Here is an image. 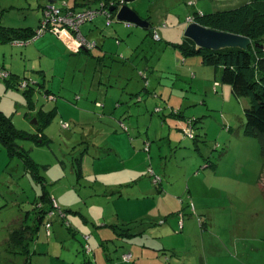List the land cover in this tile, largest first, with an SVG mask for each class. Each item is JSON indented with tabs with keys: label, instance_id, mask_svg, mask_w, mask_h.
Instances as JSON below:
<instances>
[{
	"label": "rangeland",
	"instance_id": "374dc122",
	"mask_svg": "<svg viewBox=\"0 0 264 264\" xmlns=\"http://www.w3.org/2000/svg\"><path fill=\"white\" fill-rule=\"evenodd\" d=\"M247 1L134 0L127 5L159 39L98 14L75 30L76 53L50 32L23 47L0 42V72L9 74L0 76V110L33 134L36 114L45 124L16 140L38 179L0 146V264L23 262L5 240L44 189L55 206L40 223V207L31 211V264H120L119 253L149 261V247L162 249L161 264H264V156L244 134L248 99L215 81L201 62L207 49L181 52L189 15ZM97 4L0 0V26H37L48 5ZM93 21L100 30L85 32L96 43L88 46L81 29Z\"/></svg>",
	"mask_w": 264,
	"mask_h": 264
},
{
	"label": "trees",
	"instance_id": "16d2710c",
	"mask_svg": "<svg viewBox=\"0 0 264 264\" xmlns=\"http://www.w3.org/2000/svg\"><path fill=\"white\" fill-rule=\"evenodd\" d=\"M110 3L117 5L119 0H98V7L94 9H100L101 7L105 9ZM64 9L76 11L70 7ZM88 9L90 8L84 10ZM195 14H197V22L212 30L239 34L250 39L247 48L228 47L219 50H203L201 62L214 69L216 82H218L216 79L219 77V81L230 86L234 98L245 97L248 99V106L244 109V134L256 138L260 151L264 156V0H248L237 7L220 10L210 15L200 14L199 12ZM204 19L209 20L207 23H203ZM39 25L40 23L35 28H14L1 25L0 41L12 42L27 39L31 42L38 34ZM148 33H151L150 29ZM184 44L186 46H183L181 52L186 55L202 51L190 39H187ZM13 82H10V84L16 85L17 79L14 78ZM44 125L42 122L38 126L40 133H43ZM31 135L24 130L15 128L11 117L0 111V144L5 147L11 156L18 158L27 171L32 170L34 177L38 179L39 177L36 174L38 163L16 142L18 138H30ZM42 143H44V140ZM44 190L42 195L35 201L32 210L26 211L15 222L16 229H13L11 235L5 240L6 254L22 255L23 262L21 264H31L30 258L34 251L30 244L34 242L39 229L36 225L37 220L39 223L42 222L44 215L54 211L50 208V206L52 208L55 206L53 198H51L47 189ZM38 207H40L39 211H33ZM31 211L38 214L33 225L27 223L28 220L33 219V212ZM123 225L128 227L129 224ZM46 231L49 236L51 234L49 222L46 223ZM128 236H131L130 233H128ZM124 256L128 257L125 258ZM118 258L120 261L122 259L124 264H130L132 260V256L128 253H120ZM115 263L117 264L116 261ZM11 264L19 263L12 262Z\"/></svg>",
	"mask_w": 264,
	"mask_h": 264
},
{
	"label": "water",
	"instance_id": "95a60500",
	"mask_svg": "<svg viewBox=\"0 0 264 264\" xmlns=\"http://www.w3.org/2000/svg\"><path fill=\"white\" fill-rule=\"evenodd\" d=\"M123 4L116 13V20L128 24H135L144 29L150 28V23L142 20L135 10L131 9L127 3L134 0H122ZM114 7H110L109 11H113ZM184 36L190 39L197 48L219 50L228 47L247 48L250 44L248 37L212 30L208 27L202 26L196 22L189 23L184 30ZM35 122V120H33Z\"/></svg>",
	"mask_w": 264,
	"mask_h": 264
},
{
	"label": "built area",
	"instance_id": "2783aa9c",
	"mask_svg": "<svg viewBox=\"0 0 264 264\" xmlns=\"http://www.w3.org/2000/svg\"><path fill=\"white\" fill-rule=\"evenodd\" d=\"M65 7L66 6L57 7L55 5L46 6L43 11V16L46 18H41L37 35H43L46 32L55 34L63 42L69 41L70 44L74 46L73 48L70 46L72 51H76L79 47H81V45L78 43L80 40L76 36L77 34L75 32V30H77L81 24L86 22L88 19L92 20L99 13H103L106 17H109L110 15L106 9L102 11L89 9L76 12L73 10L68 11V9H64ZM187 20L190 22L193 20V18L189 16ZM107 22L109 23V21ZM154 37L157 38V35H154ZM86 42L88 43V46H92L90 42ZM15 43L19 45L23 44L22 42L18 41ZM0 75L7 77L6 72H1ZM124 257L127 258L128 256Z\"/></svg>",
	"mask_w": 264,
	"mask_h": 264
},
{
	"label": "crops",
	"instance_id": "0c3cea01",
	"mask_svg": "<svg viewBox=\"0 0 264 264\" xmlns=\"http://www.w3.org/2000/svg\"><path fill=\"white\" fill-rule=\"evenodd\" d=\"M52 3L54 2V0H50ZM45 6V5H44ZM98 7V5H96V7H91V8H97ZM133 9V8H132ZM82 10H84V9H81V10H76V11H82ZM133 10H135V9H133ZM136 11V10H135ZM96 21V20H95ZM95 21H93V24L92 25H87V24H85L84 26H82V29H81V33L83 34V36H85V38H87V33L85 34V32H87L88 31V33L89 34H91V32L93 33L94 31H96V30H100V28H98L97 26H95L94 28L96 29H94L93 30V27L92 26H94V23H95ZM2 26H4V25H2ZM151 26V25H150ZM26 27H32V28H35L36 26H26ZM84 27V28H83ZM14 28H18V27H14ZM23 28V27H22ZM25 28V27H24ZM81 28V27H80ZM49 35H47V36H45V37H48ZM50 38H48L49 39V41H59L60 42V44L63 46L64 45V43L62 42V41H60V40H56V38H54L52 35H50L49 36ZM35 40H36V38H35ZM37 41V40H36ZM34 42L33 43V45L32 46H35L36 44H37V42ZM0 42H4V41H0ZM95 42V41H94ZM12 44H14V45H16L15 43H12ZM96 44V43H95ZM18 45H16V47H17ZM65 46V45H64ZM18 47H21V46H18ZM65 48H66V46H65ZM38 50H39V48H38ZM25 55H28V53L27 52H25L24 53ZM24 58V57H23ZM9 85H11L10 83H9ZM10 86H8V85H6L5 86V88L6 89H8ZM1 111V110H0ZM2 112V111H1ZM36 115H38V114H36ZM34 116L36 119H34L35 120V122H34V124H36V132L35 133H40L39 131H38V125H40V123H38L39 122V119H38V116ZM28 116H29V118L31 119L32 118V116H31V114L29 115L28 114ZM24 131H26L27 133H30L29 131H27V130H24ZM30 134H33V133H30ZM26 138H28V139H30L29 137H26ZM0 146L2 147V149L4 150V151H6V149H5V147L3 146V145H1L0 144ZM6 153L8 154V156H10V157H13V156H11L7 151H6ZM6 162H7V160H6ZM6 162H3L4 164H2V166H1V169L5 166V164H6ZM126 223H128V222H126ZM126 223H124V224H126ZM14 224L15 223H13L12 225V228H11V231L8 233V237H9V235H11V233H12V230L13 229H16V227L14 226ZM7 237V238H8ZM150 251H152L153 252V254H154V256L152 257V258H149L150 260L149 261H145V256H141L140 254H138V253H134V255L136 256V258L134 259V262H131L130 264H161V258H159V255L160 254H158L159 253V251H162V249H153V248H148ZM166 250H164V252H165ZM120 254V253H119ZM123 254V253H122ZM120 257H121V255H120ZM111 264H113V263H111ZM120 264H124L123 262H122V260L120 261Z\"/></svg>",
	"mask_w": 264,
	"mask_h": 264
},
{
	"label": "clouds",
	"instance_id": "9594fccd",
	"mask_svg": "<svg viewBox=\"0 0 264 264\" xmlns=\"http://www.w3.org/2000/svg\"><path fill=\"white\" fill-rule=\"evenodd\" d=\"M122 4H123V1H122V0H119V3H118L117 5L112 4V3L108 4V6H106L105 9L107 10L108 13H110L109 17H106L103 13H100V14H103V15L106 17V24H107V25H109V24L112 22V21H111L112 17H113V16H116L117 11L120 9V7L122 6ZM110 7H114V10H113V11H109V8H110ZM76 12H79V11H76ZM196 13H197V11H196ZM199 13H200V12H199ZM200 14H203V13H200ZM189 16L192 17L193 20L190 21V22L187 20L188 23L196 22V21H195L196 15H193V16H192V15H189ZM189 16H188V17H189ZM188 17H187V18H188ZM107 21H109V23H108ZM196 23H198V22H196ZM126 24H128V23H126ZM198 24H199V23H198ZM200 25H201V24H200ZM202 26H203V25H202ZM149 29L151 30V26H150ZM149 29H148V30H149ZM151 33H152V36H153L154 39H159L158 34L156 33V31L151 32ZM44 34H45V33H44ZM82 35H83V34H82ZM154 35H157V38L154 37ZM37 36H41V35H36V37H37ZM36 37H35V38H36ZM84 38H85V36H84ZM85 40L88 41L86 38H85ZM16 41H18V42H22L23 44H25L26 42H27V43L30 42L29 40H25V41H24V40H15V41H12L11 43H15ZM61 41H62V40H61ZM62 42H63V41H62ZM88 42H90V41H88ZM63 43H64V42H63ZM90 43H93V42H90ZM15 44H16V43H15ZM23 44H20V45H19V44H16V45L21 46V47H23V46L26 45V44H25V45H23ZM93 44H95V43H93ZM67 49H68V48H67ZM72 52H73V53H76V51H72ZM1 72H3V71H1ZM1 72H0V73H1ZM4 72H6V71H4ZM6 73H7V77H5V78L7 79L8 76H9V74H8V72H6ZM0 76H1V75H0ZM20 86H21V85H20ZM21 87H22V86H21Z\"/></svg>",
	"mask_w": 264,
	"mask_h": 264
},
{
	"label": "bare ground",
	"instance_id": "6f19581e",
	"mask_svg": "<svg viewBox=\"0 0 264 264\" xmlns=\"http://www.w3.org/2000/svg\"><path fill=\"white\" fill-rule=\"evenodd\" d=\"M89 10V9H88ZM96 10H99V11H102V10H104V8L103 7H101L100 9H96ZM100 14V13H99ZM98 15V14H97ZM40 21H41V19H40Z\"/></svg>",
	"mask_w": 264,
	"mask_h": 264
}]
</instances>
